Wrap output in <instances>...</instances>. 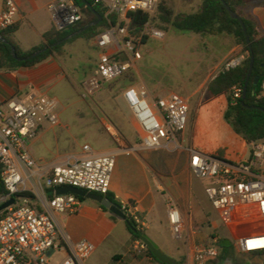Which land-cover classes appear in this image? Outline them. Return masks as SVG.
<instances>
[{
	"label": "built area",
	"instance_id": "1",
	"mask_svg": "<svg viewBox=\"0 0 264 264\" xmlns=\"http://www.w3.org/2000/svg\"><path fill=\"white\" fill-rule=\"evenodd\" d=\"M98 1L108 7L107 17L116 16L124 25L112 27L96 38L100 54L95 73L86 85L90 94L104 83L122 77L141 60L139 45L129 35L128 14L135 11L153 14L158 4V0ZM49 11L57 30H64L82 19L73 0H58L50 4ZM18 14L16 2L5 0L0 30L14 26ZM145 31L154 39L166 37L165 32L149 24ZM111 48L113 52H109ZM120 53L125 55V61L115 58ZM242 61L239 57L232 58L222 71L234 69ZM241 96L242 89L235 87L234 100ZM260 97H264V82ZM123 98L138 124L142 149L154 150L174 143L188 126L190 107L178 94L171 93L150 104L146 92L130 87ZM57 103L45 96L11 97L0 101V177L5 188V193L0 194V264H85L94 251L91 242H72L61 231L57 215L76 213L82 201L74 194L58 195L57 190L75 187L103 197L110 194L116 159L113 155H95L85 146V155L69 158L48 169L41 167L32 157L30 145L44 123L60 126V118L53 113ZM105 128L118 144L122 142L112 124H106ZM250 148L249 159L238 163L190 150L191 174L208 182L206 194L228 224L264 218V141L254 142ZM166 199L172 237L183 242L184 218L175 202L169 196ZM12 200L11 205L2 209ZM120 208L139 229L147 227L136 204L122 201ZM237 245L244 253L263 252L264 234L241 238ZM137 246L141 251L147 249L142 241H138ZM219 254L215 240L198 247L193 262L210 264ZM57 255L60 257L55 259Z\"/></svg>",
	"mask_w": 264,
	"mask_h": 264
},
{
	"label": "crops",
	"instance_id": "2",
	"mask_svg": "<svg viewBox=\"0 0 264 264\" xmlns=\"http://www.w3.org/2000/svg\"><path fill=\"white\" fill-rule=\"evenodd\" d=\"M14 1L19 8V14L13 39L27 52L39 46L43 42V36L55 28L49 6L58 0ZM4 2L5 0H0V16L4 11ZM238 11L242 15H252L264 35V0H252ZM187 36L196 37L184 34V37ZM220 37L222 36L218 39H221ZM65 49L66 54L63 57H51L35 67L21 68L15 72L0 71V101L11 97L23 99L27 96H45L59 103L58 96L50 95L66 85L73 88L76 82L75 74L80 68L86 67L88 62L89 67L95 63L93 61L97 60L98 63L100 54L96 38L90 41L78 39L67 44ZM113 51L112 48L109 50ZM219 51L217 59L214 62L208 60L206 66L198 72L199 75L192 80L195 83L194 88L207 89L208 84L222 71L227 61L235 57L244 60L246 57L243 48L236 44L230 49ZM174 56L179 57L180 51L174 50ZM212 65L221 68L217 75H212L209 71ZM169 94L171 93L165 96ZM149 99L150 96L148 101ZM185 100L189 104V101ZM210 100V104L215 106L213 111H219L222 117V122L208 132L215 137L214 143L207 144L195 139V135L191 133L192 128L188 125L186 130L177 136L176 142L154 150L142 149L139 127L133 115L130 119L119 114L118 127L125 138L120 144L115 143L109 135L103 134L100 137V130L96 127L95 146L85 144L74 151L64 152L58 149L57 152L51 153L46 141L51 129L45 132L42 129L43 132L31 143L30 152L37 163L46 169L63 164L69 158L85 155V146H89L91 153L95 155H113L116 166L110 194L119 204L127 201L138 206L147 224L144 233L166 256L177 264H194L195 250L214 243L216 239H209V234L201 235L199 224L195 222L194 214L200 206L196 202L194 176L189 167L190 150L217 156L230 163L249 159L251 155L250 145L240 138L223 118L228 106L227 98L220 96ZM154 101L155 99L150 104ZM205 182L207 186L208 182ZM166 196L175 202L184 218L183 242H177L172 237ZM57 221L61 231L72 242L87 240L93 244L94 251L85 264H159L146 255L145 251L137 248L138 241L133 242L126 221L121 218L113 219L112 213L104 211L97 202L86 199L76 213L58 214Z\"/></svg>",
	"mask_w": 264,
	"mask_h": 264
},
{
	"label": "rangeland",
	"instance_id": "3",
	"mask_svg": "<svg viewBox=\"0 0 264 264\" xmlns=\"http://www.w3.org/2000/svg\"><path fill=\"white\" fill-rule=\"evenodd\" d=\"M160 1H165L176 14L191 13L197 10L200 3L199 0H194L193 5L185 0H158V3ZM144 34L148 39L138 42L142 58L127 73L135 80L133 84L119 89L118 86L113 87L115 81L104 83L100 89L90 94L86 85L95 73L96 60L93 61L95 63H92V67L88 66V62L86 67L80 68L75 74L76 82L73 88L66 85L50 95L60 98L53 113L61 120L58 127H51L47 123L42 127L44 132L51 129L46 138L51 153L57 152L58 149L64 152L74 151L85 144L95 146L96 127L100 130V137L103 134L109 135L117 143L106 131V124H112L120 139L124 141L123 132L118 127V115L132 118L131 110L123 98V93L130 87L146 92L150 96L149 103L168 93H175L187 99L190 104L188 125L192 128L191 133L195 135V139L207 144L215 142V137L208 132L222 122L221 114L219 111H213L215 106L210 104L212 97L207 89L194 88L195 83L192 80L199 75L198 72L206 66L208 60L214 62L217 59L219 49H230L234 44L237 45L236 40L229 36H222L221 39H218L219 36L184 37V34L172 29L165 32L164 40L150 37L148 31H144ZM174 50L180 51L179 57L174 56ZM220 69L212 65L209 71L212 75H217ZM42 129L40 132H43ZM205 187L204 180L193 178L196 202L200 206L194 214L195 222L199 224L201 235L209 234V239L215 238L217 246L222 239L233 244L232 257L223 264H264V255L253 256L244 253L237 245L241 238L264 234V218L228 224L223 215L213 208ZM59 257L57 255L55 259ZM217 262L216 259L210 264H219Z\"/></svg>",
	"mask_w": 264,
	"mask_h": 264
},
{
	"label": "trees",
	"instance_id": "4",
	"mask_svg": "<svg viewBox=\"0 0 264 264\" xmlns=\"http://www.w3.org/2000/svg\"><path fill=\"white\" fill-rule=\"evenodd\" d=\"M73 1L82 14L81 21L64 30H57L54 28L43 36V42L39 46L30 51H23L14 41L13 35L17 30L16 25L7 30H0V34L7 41V43H3L0 40V71L15 72L21 68L35 67L51 57H63L66 54L65 47L67 44L78 39L86 41L94 40L106 30L124 25V23L118 21L116 16L107 17L106 14L108 12V7L98 0H85L93 7V9H89L83 0ZM185 1L191 5L194 4V0ZM199 1L200 3L198 4L197 10L186 14H176L165 1H160L157 4L156 11L153 14L144 11L130 12L128 14V18L130 19L129 35L136 43L141 41L144 42L148 39L144 34L145 26L149 24L163 32H168L172 29L181 34L195 35L201 38H207L210 36H229L234 38L237 45L243 48V52L246 54L245 59L240 66L234 69L221 71L216 78L208 84L207 91L212 98H218L220 96H225L227 98L228 106L224 111L223 118L240 138L245 140L249 145L254 142L264 141V111L251 108L260 107L264 109V97H260L262 84L264 82V35L262 30L257 26L256 20L252 15H242L238 11L240 7L252 0ZM225 3L232 9V11L243 19L252 43L253 52L247 46L246 37L241 23L230 16L225 7ZM95 13H98L102 17L101 23L87 29L70 40L56 45L68 36L96 21L97 16ZM13 48L21 58L28 57L44 48H47V50L34 59L19 62L12 56ZM252 53L255 55V64L250 82L248 83L247 94L244 98L243 90L246 84ZM115 58L124 61L126 60L123 53L116 55ZM256 78L259 79L257 85L254 84ZM134 82L135 80L126 73L115 80L113 87L118 86L119 89H122ZM235 87L242 89V96L237 100H234L233 98V89ZM4 193L5 188L0 177V194ZM104 197L113 204L120 206L111 194ZM78 198L82 202L86 200L84 197L78 196ZM99 206L104 211L109 212L100 204ZM112 218L117 219L118 217L112 214ZM127 221V228L132 235L133 242L141 241V233H144L145 231L139 229L135 222L129 217H127ZM225 241L226 239L219 241V247L221 249L217 258V263L219 264H223L232 257L231 250L233 244L230 246H224L223 243ZM144 253L153 258L157 263L165 264L154 257L150 249L147 248ZM251 254L253 256L264 255V251Z\"/></svg>",
	"mask_w": 264,
	"mask_h": 264
},
{
	"label": "water",
	"instance_id": "5",
	"mask_svg": "<svg viewBox=\"0 0 264 264\" xmlns=\"http://www.w3.org/2000/svg\"><path fill=\"white\" fill-rule=\"evenodd\" d=\"M85 5L89 8V9H93V7L87 3L85 0H83ZM225 7L227 9V11L229 12L230 16L235 19L238 20L243 28L245 37H246V43L247 46L249 47V49L253 52V48H252V43L248 34V30L247 27L243 21V19L238 16L234 11H232V9L225 3ZM97 16V20L94 21L93 23L87 25L86 27H84L83 29L75 32L74 34L68 36L67 38H65L64 40L58 42L56 45H59L67 40H70L76 36H78L79 34L83 33L84 31H86L87 29L93 27V26H97L99 23H101L102 21V17L98 14L95 13ZM0 40L3 43H7L6 39L0 34ZM47 50V48H44L42 50H39L33 54H31L28 57L25 58H21L17 55L16 50L13 48L12 49V56L14 59H16L17 61L21 62V61H28L31 59H34L35 57L39 56L40 54H42L43 52H45ZM254 64H255V55L252 53V57H251V61H250V66H249V70H248V75H247V79H246V84L243 90V95L244 98L246 97L247 94V87H248V83L250 82L252 73H253V68H254ZM259 79L256 78L254 81V84L257 85L258 84ZM250 108V107H248ZM251 108H255V109H260L263 110V108L260 107H251ZM57 194L58 195H65V194H74L76 196H80V197H84L87 200H91L94 202L99 203L101 206H103L104 208H106L110 213L114 214L115 216H117L118 218H121L122 220L126 221V223L128 224L127 221V216L126 214L121 210L120 206L117 204H113L112 202H110L107 198L98 195V194H94V193H90L87 192L85 190L82 189H78L75 187H61L57 190ZM14 202V200L10 201L8 204H6L5 206L2 207V209H4L5 207L11 205ZM141 241L147 246L148 249H150L154 255V257H156L160 262L165 263V264H177L176 262H174L173 260H171L168 256H166L164 254V252L159 248V246L152 241L145 233H141ZM224 246H230L231 242L229 240H226L223 243Z\"/></svg>",
	"mask_w": 264,
	"mask_h": 264
}]
</instances>
